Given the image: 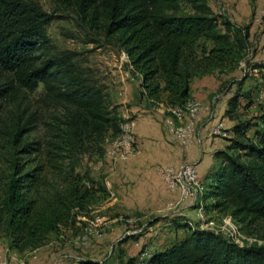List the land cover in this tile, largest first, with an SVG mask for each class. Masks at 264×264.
Returning <instances> with one entry per match:
<instances>
[{"label": "trees", "instance_id": "16d2710c", "mask_svg": "<svg viewBox=\"0 0 264 264\" xmlns=\"http://www.w3.org/2000/svg\"><path fill=\"white\" fill-rule=\"evenodd\" d=\"M92 28L102 30L127 55L140 76L141 96L152 105L181 107L190 99L196 76L236 65L245 35L213 14L207 0H188L192 13L181 14V0H55ZM53 16L33 0H0V84L3 102L17 91L43 88V99L60 106L42 139L23 142L28 123L0 127V237L19 252L38 247L51 233L73 224L103 189L80 158L102 152L110 133H120V118L102 86L68 56L50 53L47 24ZM234 107L236 98L229 100ZM248 123L233 131L243 135ZM239 150L254 156L248 162ZM212 173L210 193L217 205L231 203L241 221L264 219V130L256 143L233 139ZM154 264H264V245L240 248L209 232L188 237L150 259ZM74 264H113L82 257Z\"/></svg>", "mask_w": 264, "mask_h": 264}, {"label": "rangeland", "instance_id": "374dc122", "mask_svg": "<svg viewBox=\"0 0 264 264\" xmlns=\"http://www.w3.org/2000/svg\"><path fill=\"white\" fill-rule=\"evenodd\" d=\"M33 1L53 16L46 26L50 53L68 56L102 86L113 112L133 125L137 122L140 133L133 132L134 151L127 159L119 160L112 154L114 138L110 133L102 152L81 156L79 170L87 171L103 190L75 223L51 233L38 247L22 252L10 248L0 237V260L7 264H74L86 257L113 264H154L151 257L142 260L143 251L161 253L196 230L240 248L264 245V219L241 221L233 215L231 203L217 205L219 199L210 193L212 173L221 164L214 153L225 151L233 139L256 143L257 133L264 130V0H207L218 19L222 17L233 29L241 30L245 45L236 65L200 75L204 82L195 80L196 95L189 101L201 104L203 112L191 149H185L170 134L164 124L165 112L141 96L140 76L133 72L122 49L102 30L90 27L55 0ZM180 11L193 12L188 0H181ZM9 79L0 72V84ZM43 95L41 85L32 92L21 89L11 95L3 102L0 127L26 122L28 128L21 140L42 139L51 115L62 111L60 106L45 101ZM232 98H236L234 107L229 104ZM213 120L222 122L221 134L215 137L209 125ZM238 123L249 125L243 135L233 131ZM229 153L241 155L245 163L254 158L239 150ZM186 161L195 164L203 189L193 203H177L179 194L167 189L156 168ZM200 206L199 214L196 209Z\"/></svg>", "mask_w": 264, "mask_h": 264}, {"label": "built area", "instance_id": "2783aa9c", "mask_svg": "<svg viewBox=\"0 0 264 264\" xmlns=\"http://www.w3.org/2000/svg\"><path fill=\"white\" fill-rule=\"evenodd\" d=\"M124 53V52H123ZM126 60L127 55L124 53ZM129 62V61H128ZM131 67V66H130ZM132 68V67H131ZM158 108L165 112L164 124L170 134L175 137L185 149H188L195 142V129L203 107L198 102L187 101L181 107H165L157 104ZM222 122L217 121L210 133L213 136L221 134ZM197 141V140H196ZM198 142H200L198 140ZM134 151L133 122L128 119H120V133L111 142V152L119 160L127 159ZM167 189L176 191L180 201L193 203L203 186L197 179L196 166L193 163H181L174 165L162 164L156 168ZM197 212H202V207H198ZM264 243V240H263ZM148 251L142 252V260L151 257ZM35 257V256H34ZM143 262L141 261L140 264ZM0 264H7L5 260H0Z\"/></svg>", "mask_w": 264, "mask_h": 264}, {"label": "crops", "instance_id": "0c3cea01", "mask_svg": "<svg viewBox=\"0 0 264 264\" xmlns=\"http://www.w3.org/2000/svg\"><path fill=\"white\" fill-rule=\"evenodd\" d=\"M199 78V79H198ZM195 80H199V81H201V82H204V80H206V79H204V76H197V77H195V78H193V80L191 81V83H190V96H191V98L192 97H194L196 94H195V92H193V85H194V82H196ZM141 80H139V82H140ZM158 111H160V109H157ZM199 122V121H198ZM216 123V121L215 120H213L209 125H211V126H213L214 124ZM208 125V126H209ZM207 127V126H206ZM133 132L134 133H136V134H139L140 132H139V124L136 122V125H135V123H134V125H133ZM133 133V134H134ZM141 134H142V132H141ZM144 134V133H143ZM142 134V135H143ZM215 137V136H214ZM141 146H142V144H141ZM195 145L193 144L192 146H190L189 148L191 149L192 147H194ZM188 148V149H189ZM185 157H189L190 156V154H185L184 155ZM183 156V157H184ZM182 156L181 157H177V159H182L183 158ZM189 161H186L185 163H188ZM177 163V162H176ZM175 163V164H176Z\"/></svg>", "mask_w": 264, "mask_h": 264}]
</instances>
